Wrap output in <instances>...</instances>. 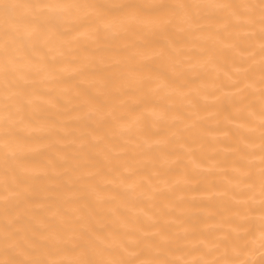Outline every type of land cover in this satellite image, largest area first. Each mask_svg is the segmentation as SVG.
I'll return each instance as SVG.
<instances>
[{
  "label": "snow or ice",
  "instance_id": "6c2138e0",
  "mask_svg": "<svg viewBox=\"0 0 264 264\" xmlns=\"http://www.w3.org/2000/svg\"><path fill=\"white\" fill-rule=\"evenodd\" d=\"M227 29H232L229 37L243 35L251 41L239 53L251 62L248 67L236 68L228 84L215 86L217 91L236 90L222 95L233 97L244 121L233 151L238 167L222 194L226 199L220 211L223 222L234 227L221 226L216 231L222 235L210 233L193 243L189 237L195 228L168 227L187 220L157 219L152 233L135 227L121 234L97 219L100 212L88 204L33 215L35 207H45L32 204L33 182L44 172L36 170L30 157L44 147L49 129L45 113L60 102L42 84L62 83L67 65H77L71 69L82 78L75 85L80 109L75 118L95 117L98 126L90 135L102 143L105 137L97 133L104 125L123 126L125 120L142 125L149 114L164 119L167 107L149 113L150 99L158 93L184 96L187 81H177L202 66L193 62L197 42L218 41ZM207 52L201 47L197 54ZM109 66L118 70L106 72ZM84 82L95 87L94 94L81 87ZM189 91L200 97L199 89ZM139 105L144 107L137 111ZM124 171L136 175L135 169ZM158 175L140 177L127 188L151 186ZM0 187L5 193L0 197V264H264V0H0ZM92 192L97 202L112 205L118 199L102 188ZM69 198L81 197L72 193ZM122 207L127 205L116 204L107 213L115 216ZM257 231L259 261L250 258L257 241L247 239Z\"/></svg>",
  "mask_w": 264,
  "mask_h": 264
},
{
  "label": "bare ground",
  "instance_id": "6f19581e",
  "mask_svg": "<svg viewBox=\"0 0 264 264\" xmlns=\"http://www.w3.org/2000/svg\"><path fill=\"white\" fill-rule=\"evenodd\" d=\"M228 2L238 3L241 0ZM231 31L224 30L218 41L197 42V49L192 53L193 62L202 66L197 68L196 73L177 81H187L184 96L158 93L150 99L147 111L158 113L161 108L167 107L164 119L149 114L142 125L131 120H125L123 126L104 125L97 133L105 137L102 143H97L90 135L91 130L98 126L95 117L75 118L80 114L79 102L74 98L75 85L82 78L71 69L77 65H67L69 71L62 83L42 84L43 90H54L53 95L59 97L60 102L45 113L49 129L43 141L44 147L34 151L30 157V163L36 170L44 172L33 182L35 192L32 204L34 207L41 204L45 207L43 211L35 207L33 215L44 216L57 207L71 211L88 204L100 212L97 219L107 223L110 230L121 234L135 227L152 233L155 231L152 224L157 219L161 223L187 220V223L178 225L169 223L168 227L171 231L195 228V236L189 237L193 243L210 233L222 235L216 231L221 226L225 229L234 227L223 222L220 211L226 199L222 194L226 191L233 169L238 167L233 151L241 135L238 126L244 121L236 111L239 105L234 104L233 97L222 95L234 94L236 90L224 87L217 91L215 86L228 84V76L236 68L248 67L251 62L242 60L239 53L242 51L241 45L247 47L251 41L243 35L235 39L229 37ZM258 43L255 41L257 47ZM201 47L208 49L205 55L197 54ZM244 56H247V52ZM255 59L258 61L259 56ZM104 70L112 72L118 69L109 66ZM91 78L93 76L89 74ZM81 87L91 94L96 91L87 82L82 83ZM189 89H199L200 97H195ZM134 101L135 97L129 100V104H134ZM143 107L139 105L136 110ZM174 117H181L182 122ZM197 118L199 122L195 126L185 127V124H192ZM256 164L258 166V160ZM125 167L135 169L136 175L129 177L124 171ZM156 173L159 175L152 179L151 186L141 185L135 191L127 188L128 184L138 182L140 177L152 178ZM93 188H102L105 195L118 199L112 205L97 202ZM72 193L81 198L70 199ZM3 195L5 193L0 187V197ZM149 196L152 198L149 199ZM119 203L126 204L127 208L122 207L115 216L107 213L109 207ZM212 213L216 215L213 217L210 215ZM227 215L224 214L225 217ZM3 222V204L0 203V224ZM25 224L30 226V219L26 218ZM258 237V231L247 237L257 241L250 256L255 261H259L261 252ZM129 251L134 249L130 248Z\"/></svg>",
  "mask_w": 264,
  "mask_h": 264
}]
</instances>
